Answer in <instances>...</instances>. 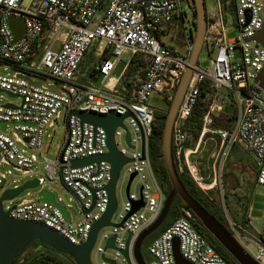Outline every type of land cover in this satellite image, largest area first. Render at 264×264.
I'll use <instances>...</instances> for the list:
<instances>
[{
	"label": "built area",
	"instance_id": "1",
	"mask_svg": "<svg viewBox=\"0 0 264 264\" xmlns=\"http://www.w3.org/2000/svg\"><path fill=\"white\" fill-rule=\"evenodd\" d=\"M215 2L214 7L205 9L202 47L208 51L209 67L202 69L195 64L192 68L171 134L177 173H186L203 193L215 187L234 145H242L252 154L255 184L264 186V89L255 81L262 70L264 75V0ZM185 8L181 0H0V65L15 69L13 75L0 74V92L20 100L18 104H0V167L9 166L22 176H34L32 168L38 155L48 148H43V135L65 110L64 138L56 159H44L40 163L43 177L32 179L38 181V186L60 182L81 213L80 219L74 221L66 209L65 220L55 206L46 202L28 199L10 206L12 201H2V210L9 218L42 224L73 245L84 243L92 225L107 208L110 165L100 161L70 166L74 160L108 152L105 131L81 123L71 112L129 113L113 135L116 150L129 160L120 168L116 185L123 175L121 184L126 188L129 177H134L125 192L126 198L109 220L111 225L98 231L90 261L94 257L96 264H109L104 259L114 264H136L132 255L134 242L157 219L166 197L150 159L149 143L155 121L150 100L159 93L163 101L171 102L188 65L194 33L182 30V54L162 44L159 35L166 26L172 27L182 19ZM226 15H232L236 30L231 38L227 36ZM10 18L21 20L25 26L23 36L16 42L12 41L7 24ZM260 32V39L253 40ZM94 44L97 59L84 70L86 56ZM136 55L145 62L143 74L137 71L126 76L129 62ZM126 56L129 58L125 59ZM119 62L124 65L115 77L113 71ZM36 78L50 80L57 86L35 85ZM203 90L208 96L202 128L197 144L189 148L185 126ZM231 104L235 107L232 128L213 129L212 118ZM204 135H215L219 141L214 156L218 169L213 171L212 180L201 173L191 157L198 153ZM7 176L9 170L0 172V196L6 189ZM136 179L140 185L138 193H131ZM138 200L143 206L125 218ZM195 224L193 213L181 208L179 217L146 246L149 261L144 260L145 263L175 264L171 249L172 240L177 238L179 253L189 263L228 264ZM231 233L258 264H264V214L256 238L245 236L238 226ZM112 237L113 248H105ZM124 249L128 259L122 254Z\"/></svg>",
	"mask_w": 264,
	"mask_h": 264
},
{
	"label": "water",
	"instance_id": "2",
	"mask_svg": "<svg viewBox=\"0 0 264 264\" xmlns=\"http://www.w3.org/2000/svg\"><path fill=\"white\" fill-rule=\"evenodd\" d=\"M192 4L194 7L195 31L192 42L193 46L188 57V65L180 78L179 84L175 90L174 96L164 118L162 129V158L171 189L165 197L162 210L157 219L137 236L133 245L132 255L136 264H146L141 255V245L146 238L152 235L162 225L167 217L173 201L176 197H178L184 203V208L190 210L193 213L202 228L214 239V241L236 264H258L257 261H255L253 257L246 252V250L233 236V234L187 192L179 179V175L173 160L171 146L172 127L179 105L183 99L189 80L192 76V68L197 63V58L203 44L206 24L204 0H192ZM7 24L12 34V41L16 42L21 39L25 32L24 23L19 19L10 18L8 19ZM260 34L261 32L257 36L253 37V40H259ZM123 65V62H119L117 64L113 71V75L115 77L119 76ZM255 81L259 83V86L262 89H264L263 70L256 77ZM33 84L39 85V83ZM8 95L10 97H14L11 94ZM6 106L11 107V105ZM71 115L77 117L81 123H87L93 125L94 127H100L105 131L108 152L102 156H90L83 159L74 160L70 163V166L81 167L90 163H98L100 161H105L110 165V180L106 187L108 196L107 208L101 218L92 225L87 240L80 245H73L49 227L30 221L11 219L8 217L7 212L2 210V201H12L22 192L36 189L38 187V181L36 179L28 180L20 186L5 189L0 196V264H14V259L21 255L27 249V247L35 241H37L40 245L49 246L58 254L69 256L73 260L74 264H91L90 252L98 231L103 227L111 225L109 220L117 207V201L115 197L116 181L120 168L129 161L116 150L113 135L116 127L123 126V119L127 116H130V114L126 113L120 115L114 113L109 115H100L95 113L82 114L78 111H72ZM0 125L2 124L0 123ZM125 137L126 142L129 143V134L127 131ZM133 177L134 174L129 177L125 188L126 193L128 192L129 185ZM0 188H2V184L0 185ZM37 198L39 201L55 206L62 214L63 218L68 220L66 208L56 203L53 194L47 189L40 190L38 192ZM142 206L143 203L141 200L134 202L131 211L125 218L136 212ZM121 224L122 223L118 224L117 226H120ZM129 239L130 235L127 237V242ZM113 240V237L110 238L106 242L105 248H113ZM171 253L175 264H191L181 257L178 249L177 238L172 240ZM122 254L126 259H128L127 249H124ZM104 260L109 264H114L110 260Z\"/></svg>",
	"mask_w": 264,
	"mask_h": 264
},
{
	"label": "rangeland",
	"instance_id": "3",
	"mask_svg": "<svg viewBox=\"0 0 264 264\" xmlns=\"http://www.w3.org/2000/svg\"><path fill=\"white\" fill-rule=\"evenodd\" d=\"M182 5L186 8L184 9V14L182 19L175 21L176 29H170L168 33H161L160 39L165 44L169 45L179 54L184 53V46L178 40V30H191L194 31V7L192 0H181ZM215 0H204V5L206 11L215 6ZM227 36L229 38L236 35V30L233 27L232 15L225 17ZM95 44L89 49L84 62L83 69L85 70L93 61L97 59L95 55ZM129 58L126 56L125 59ZM196 65L199 68L209 67V54L205 46H203L199 52ZM15 69L11 66L0 65V74L3 75H13ZM33 82L40 83L42 86L48 88H56L57 84L42 78H36ZM6 102L18 104L19 99L10 97L5 92H0V104ZM150 104L155 109H159L162 112L168 110L167 102L163 101L162 96L159 93L153 95L150 100ZM64 115L65 110H61L59 118L50 127H48L43 135V148L48 147L46 151L42 150L37 158V164L32 168L35 175L32 177L22 176L18 171L13 170L9 166L0 167V172L5 173V171H10V176L6 178L5 188L10 189L16 186H20L26 181L38 177H43L42 166L40 163L44 159L48 161H54L56 159V153L59 145L64 138ZM199 139V138H198ZM198 141V140H197ZM197 144V142L195 143ZM219 148V141L215 135H204L201 139L199 145V151L196 155L191 156L192 160L195 161L203 175L207 177L208 180H212L214 175L213 171L217 168V163H214V156ZM30 153V151H28ZM253 156L251 153L246 151L242 145H234L228 152L226 159L223 162L220 177L216 178L215 187L209 190L208 195L212 197L216 205H218L222 214V223L231 232L232 229H237V221L243 220L240 215H244L245 211L249 207L248 218L253 226V228L259 232L261 228L262 218L264 214V186H257L255 184L254 171L252 169ZM127 178V177H126ZM123 175L120 177L119 182L115 188V197L117 201V207L121 206L122 201L126 198L125 185L122 183ZM139 183L136 180L133 181L130 192L138 193ZM42 189H47L53 194L54 199L63 207H65L72 220H79L81 213L79 211V206L71 194L60 184L58 181H54L50 184L44 183L42 186H38L36 189L26 190L22 192L17 198L10 202V206L20 204L23 200L36 199L38 192ZM7 205V204H6ZM147 240L145 244L141 247V254L145 261H149V258L145 252L146 246L150 243ZM31 249L28 251L30 252ZM64 260L68 258L63 257ZM92 264H96L94 257L91 259Z\"/></svg>",
	"mask_w": 264,
	"mask_h": 264
},
{
	"label": "trees",
	"instance_id": "4",
	"mask_svg": "<svg viewBox=\"0 0 264 264\" xmlns=\"http://www.w3.org/2000/svg\"><path fill=\"white\" fill-rule=\"evenodd\" d=\"M177 30L179 37L178 40L181 43H183L184 42L183 31L182 29H179V27L177 28ZM168 48L171 51H174V49L170 47ZM144 67H145V62L140 58V56L138 55L133 56L129 62L126 76H132L137 71H140L139 73L142 75ZM207 96L208 95L206 90L200 92L197 102L193 107L192 113L186 122L185 129L189 136V141L187 145H189L190 147H194L195 143L199 138L202 128V117L206 111ZM167 104L169 107L170 102H167ZM166 113L167 111L162 112L159 109H155L154 111L155 121L153 122L152 135L149 143V152H150L152 168L155 172V175L161 187L163 188V191L165 192V195H167L171 189V185L163 163L162 144H161L162 129H163L164 118L166 116ZM234 115H235V107L233 104H231L225 110V112L212 118L211 127L213 129H219V130H230L233 126ZM252 169L254 171V166H252ZM178 175L181 183L183 184L187 192L196 201H198L211 215H213L217 220H219L222 223L223 217L221 211L218 205H216V203L212 199V197H210L208 193H203L192 182V180L188 177L186 173H179ZM183 207H185L184 203L178 197H176L170 207V210L167 214L165 221L152 235H150L148 238L144 240L142 245L145 244L147 240L150 239L152 240L153 238L158 236L164 229H166L169 225H171L172 222L179 217L180 209ZM195 227L197 231L209 242V244H211L215 248V250L225 259V261L228 264H236L228 256V254L214 241V239L202 228V226L200 225L197 219H196ZM29 249H31L30 252L28 251ZM63 257L68 258V261L67 259L64 260ZM14 264H74V262L69 256L58 254L54 250H52L49 246L40 245L37 241H35L31 243L21 255H19L14 259Z\"/></svg>",
	"mask_w": 264,
	"mask_h": 264
},
{
	"label": "crops",
	"instance_id": "5",
	"mask_svg": "<svg viewBox=\"0 0 264 264\" xmlns=\"http://www.w3.org/2000/svg\"><path fill=\"white\" fill-rule=\"evenodd\" d=\"M170 29H176L175 27V24H172V27L170 26H166L164 28V34L165 33H168L170 31ZM159 40L162 44H164L165 46H168L170 48H172L171 46L165 44L164 42L161 41L160 39V35H159ZM189 148H193V147H190L189 145H187ZM249 211V207L248 209L245 211L244 215H240L239 217L244 219L243 220H239L237 221V226L239 227V229L243 232V234L249 238H256L257 237V234L258 232L253 228L251 222H250V219L248 218V212Z\"/></svg>",
	"mask_w": 264,
	"mask_h": 264
}]
</instances>
